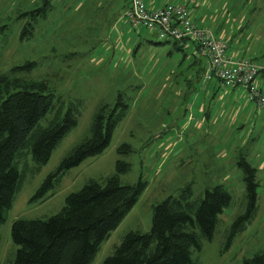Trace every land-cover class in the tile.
<instances>
[{
	"label": "rangeland",
	"instance_id": "374dc122",
	"mask_svg": "<svg viewBox=\"0 0 264 264\" xmlns=\"http://www.w3.org/2000/svg\"><path fill=\"white\" fill-rule=\"evenodd\" d=\"M155 1L184 5L194 23L226 42L228 54L264 67V0ZM122 3L0 0V74L44 82L54 106L61 104L62 110L79 100L75 126L45 163L37 165L31 158L35 131L15 154L20 181L0 223V264L13 259L16 245L9 229L14 219L57 213L68 193L114 173L116 160L128 163L118 174L121 184L140 177L145 186L89 264H100L127 231H148L151 206L185 186L191 199L214 185L229 194L211 239H199L200 249L191 250L192 264H241L264 249V107L249 101L241 86L224 87L202 75L196 79L197 65H190L196 55L193 43L187 41L179 50L152 31L131 28L120 19ZM258 80L260 75L254 78L259 86ZM118 95L127 107L107 146L56 175L43 199H31L61 158L89 137L97 107H110ZM51 117L47 112L37 127L46 126ZM121 144L129 150L119 152ZM240 157L255 168L256 200L241 230L229 237L231 222L244 213L247 202Z\"/></svg>",
	"mask_w": 264,
	"mask_h": 264
},
{
	"label": "trees",
	"instance_id": "16d2710c",
	"mask_svg": "<svg viewBox=\"0 0 264 264\" xmlns=\"http://www.w3.org/2000/svg\"><path fill=\"white\" fill-rule=\"evenodd\" d=\"M127 5L128 0H123L120 19H124ZM169 41L179 50L187 41L193 43L196 55L193 54L190 65H197L196 79L209 69L208 57L197 52L194 41L183 38L163 42ZM258 66L256 75L264 70ZM212 78L219 81L213 76L208 79ZM78 106L79 100H76L62 110L61 104L54 106V95L46 90L44 82L0 74V223L20 181L14 161L18 149L30 132L35 131L29 147L31 158L37 165L45 163L56 143L75 126ZM126 107L120 95L110 107L99 105L91 118L89 137L75 144L61 158L31 199H43L56 175L85 157L100 153ZM50 111L52 117L46 126L38 128L39 120ZM128 150L127 144L118 147L119 152ZM237 166L242 172L247 202L244 213L231 222L229 237L241 230L242 220L250 216L256 200L255 168L243 157L237 160ZM114 167V173L103 182L88 180L78 190L68 193L57 213L44 219H14L9 235L16 249L13 259L4 264H89L100 243L119 224L145 186L140 177L131 184L119 182L118 174L128 169L127 162L116 160ZM228 202L229 194L220 185L204 189L199 199H191L190 189L185 186L177 194L168 195L152 205L148 231H127L100 264H192L191 250L200 249L199 239H211L217 215ZM241 264H264V249L244 258Z\"/></svg>",
	"mask_w": 264,
	"mask_h": 264
},
{
	"label": "built area",
	"instance_id": "2783aa9c",
	"mask_svg": "<svg viewBox=\"0 0 264 264\" xmlns=\"http://www.w3.org/2000/svg\"><path fill=\"white\" fill-rule=\"evenodd\" d=\"M123 17L131 28L147 29L159 39H191L197 52L209 59L210 67L203 74L205 79L213 76L221 86H241L249 101L264 107V94L254 81L260 67L246 57L228 55L226 43L214 37L208 29L194 24L184 5L165 3L148 8L143 0H128Z\"/></svg>",
	"mask_w": 264,
	"mask_h": 264
},
{
	"label": "crops",
	"instance_id": "0c3cea01",
	"mask_svg": "<svg viewBox=\"0 0 264 264\" xmlns=\"http://www.w3.org/2000/svg\"><path fill=\"white\" fill-rule=\"evenodd\" d=\"M145 2H146L145 4L147 5V7H152V6H155V7H156V6H159V5L156 4V1H155V0H146ZM195 24H196V23H195ZM180 45H181V44H180ZM182 47H184V45H182ZM257 75H260V77H261V79H262V80H258V81H260V82H259V86H258V85H257V86L260 88L261 92L264 94V92H263V90H262V88L264 89V70L258 72ZM257 75H256V76H257ZM202 77H203L204 80H210V79H205V78H204V75H202ZM261 82H262V88H261V86H260V83H261ZM234 88H235V87H234ZM213 91H214V90H213Z\"/></svg>",
	"mask_w": 264,
	"mask_h": 264
}]
</instances>
